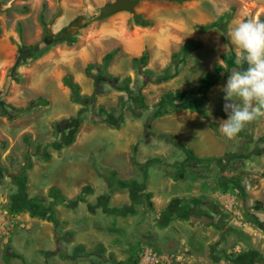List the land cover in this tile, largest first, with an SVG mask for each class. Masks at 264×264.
I'll return each instance as SVG.
<instances>
[{"label":"crops","instance_id":"0c3cea01","mask_svg":"<svg viewBox=\"0 0 264 264\" xmlns=\"http://www.w3.org/2000/svg\"><path fill=\"white\" fill-rule=\"evenodd\" d=\"M165 40L150 39L161 56L155 60L149 50V65L165 66L169 55L180 51H170ZM128 51L118 58L140 56L144 50ZM124 68L109 65L110 73L119 77ZM66 75L82 94L94 91L85 74H64L54 126L80 106L63 83ZM159 88L149 101L158 99ZM215 101L212 95L203 109L188 102L187 108L168 112L123 110L118 121L114 117L82 125L69 145L46 143L47 157H32L21 190L10 193L16 192L19 207L31 210L33 203L43 216L50 213L51 220L26 209L13 211L3 196L0 211L8 209L13 220L3 242L17 228L23 239L18 248L29 243L34 252H46L50 264H137L142 246L186 252L187 264H264V126L250 123L235 138L225 137L219 125L228 119L226 101ZM15 144L17 153L27 151L24 143ZM226 191L237 194L256 224L242 230L227 223L222 211Z\"/></svg>","mask_w":264,"mask_h":264},{"label":"rangeland","instance_id":"374dc122","mask_svg":"<svg viewBox=\"0 0 264 264\" xmlns=\"http://www.w3.org/2000/svg\"><path fill=\"white\" fill-rule=\"evenodd\" d=\"M113 1L0 0V199L7 196L11 201L16 195L11 190H21L32 157H47L43 154L46 143L50 147L58 140L59 147L69 145L82 125L109 122L114 117L118 121V116L124 117L123 110L151 108L168 112L187 108L188 102L203 109L212 95L218 100L215 102L224 100L222 89L231 72L247 67L236 64L237 49L231 43L229 30L236 20H264V0H192L181 4L143 0L136 6L135 15L151 20L154 25L150 28L134 25L135 15L127 11L99 20L102 6ZM220 20L227 25L228 39L221 25L205 32L197 29L198 25ZM72 37L76 42L69 44ZM157 37L166 39L164 45L170 51L190 42H199L201 47L178 58L169 55L165 66L147 64L135 68L130 64V54L118 58L122 51L141 53L148 49L159 60V46L150 42ZM115 48L120 51L111 65L126 67V76L110 73L109 66L104 65V56ZM90 63L96 65L87 73ZM78 72L88 77L87 82H94V91L91 98L74 108V115L57 122L58 129L53 131L54 107L61 97L60 79L64 74ZM126 77L129 80L124 81ZM156 86L160 87L159 97L149 101ZM38 98L48 103L29 106ZM256 123L264 126V117L251 122L253 127ZM35 128L38 132L33 138ZM59 135L66 137L60 140ZM15 142L24 143L27 151L17 153ZM261 143L264 153V138ZM262 172L264 176V169ZM29 207L31 210L19 211L26 209L33 216L51 220L50 213L43 216V210L36 209L33 203ZM59 233L63 238V231ZM19 235L13 228L10 240L3 242L6 238L0 236V264H50L51 257L46 252H34L29 243L18 248V240L23 243Z\"/></svg>","mask_w":264,"mask_h":264},{"label":"clouds","instance_id":"9594fccd","mask_svg":"<svg viewBox=\"0 0 264 264\" xmlns=\"http://www.w3.org/2000/svg\"><path fill=\"white\" fill-rule=\"evenodd\" d=\"M237 49L236 64L247 65L233 70L222 91L228 119L219 125L221 133L235 138L248 124L264 117V20L249 17L236 20L229 30Z\"/></svg>","mask_w":264,"mask_h":264},{"label":"built area","instance_id":"2783aa9c","mask_svg":"<svg viewBox=\"0 0 264 264\" xmlns=\"http://www.w3.org/2000/svg\"><path fill=\"white\" fill-rule=\"evenodd\" d=\"M227 202L223 203V213L225 220L230 225L245 230L249 225L256 224L255 218L247 214L246 209L238 202L237 194L233 191H226ZM8 209L0 211V236L9 237L13 220ZM4 235V236H3ZM186 252H160L149 246H142L138 256L137 264H187Z\"/></svg>","mask_w":264,"mask_h":264},{"label":"trees","instance_id":"16d2710c","mask_svg":"<svg viewBox=\"0 0 264 264\" xmlns=\"http://www.w3.org/2000/svg\"><path fill=\"white\" fill-rule=\"evenodd\" d=\"M166 1L181 4V3H184L187 1H192V0H166ZM229 16H230V14H229ZM134 25H136L138 27H142V28H147V27H152L154 24L151 20L146 19L141 15H135ZM219 25H221L220 27L222 28L224 34H226V37H227L228 29H227V25L225 24V22H223V20L222 21L220 20V21L215 22V23L198 25L197 29L199 31L205 32V31H208V30L212 29L213 27H217ZM227 39H228V37H227ZM74 42H76V38L72 37V38L68 39L69 44H72ZM200 47H201V43H199V42H197V43H194V42L186 43V44L181 46V49L178 53L174 54V57L178 58L182 54H184L185 52L195 50V49H198ZM119 51H120V48H115L111 52H108L103 58L104 65L108 67L111 64V62L113 61L114 57L119 53ZM148 60H149V50L145 49L140 56H136V57L132 58V63H133V66L135 68L144 67L148 64ZM93 65H96V63H90L88 65L87 70H86L87 73H89V71L91 69L90 67ZM123 80L127 81V80H129V78L126 77ZM63 83L65 86H67L70 89L72 99L75 102L84 103V102H86L87 99L91 98V95L89 96V95H86V94L84 95L81 93L80 85L73 80V77L71 75L64 76L63 77ZM41 102H42V104L48 103L45 99L38 98V99L32 100L29 103V106L33 107L36 105V103H41ZM11 208L13 211H16V212H18L20 209H23L22 207H19V204H18V202H16L15 198H12V200H11Z\"/></svg>","mask_w":264,"mask_h":264},{"label":"water","instance_id":"95a60500","mask_svg":"<svg viewBox=\"0 0 264 264\" xmlns=\"http://www.w3.org/2000/svg\"><path fill=\"white\" fill-rule=\"evenodd\" d=\"M141 1L143 0H115L113 2L105 4L100 9L98 19L102 20L108 18L120 11H127L135 15V8Z\"/></svg>","mask_w":264,"mask_h":264}]
</instances>
